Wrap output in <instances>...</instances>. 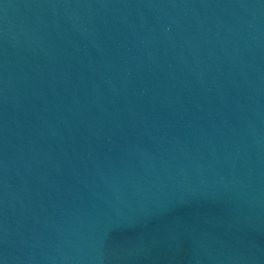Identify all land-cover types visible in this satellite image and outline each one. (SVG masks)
<instances>
[{
    "label": "water",
    "instance_id": "1",
    "mask_svg": "<svg viewBox=\"0 0 264 264\" xmlns=\"http://www.w3.org/2000/svg\"><path fill=\"white\" fill-rule=\"evenodd\" d=\"M3 264H264V0H0Z\"/></svg>",
    "mask_w": 264,
    "mask_h": 264
},
{
    "label": "snow or ice",
    "instance_id": "2",
    "mask_svg": "<svg viewBox=\"0 0 264 264\" xmlns=\"http://www.w3.org/2000/svg\"><path fill=\"white\" fill-rule=\"evenodd\" d=\"M0 264H3V261H0Z\"/></svg>",
    "mask_w": 264,
    "mask_h": 264
}]
</instances>
